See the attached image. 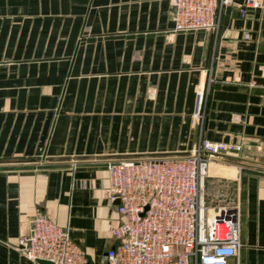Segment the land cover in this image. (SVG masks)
<instances>
[{"label":"crops","instance_id":"0c3cea01","mask_svg":"<svg viewBox=\"0 0 264 264\" xmlns=\"http://www.w3.org/2000/svg\"><path fill=\"white\" fill-rule=\"evenodd\" d=\"M245 3L215 37L174 32L171 0H0V264H31L18 245L36 214L99 264L121 220L106 163L186 154L209 77L202 134L230 149L206 205H241L228 264H264V2Z\"/></svg>","mask_w":264,"mask_h":264},{"label":"built area","instance_id":"2783aa9c","mask_svg":"<svg viewBox=\"0 0 264 264\" xmlns=\"http://www.w3.org/2000/svg\"><path fill=\"white\" fill-rule=\"evenodd\" d=\"M174 32L210 31L217 37L220 16L231 0H171ZM264 0H246L262 7ZM245 9L240 16H245ZM196 91L193 120L197 139L176 157L108 161L104 197L115 205L120 224L111 230L117 244L99 264H228L240 256L241 205H206L205 182L210 164L230 148L202 134L209 84ZM19 251L31 262L89 264L69 230L43 214L30 220Z\"/></svg>","mask_w":264,"mask_h":264},{"label":"water","instance_id":"95a60500","mask_svg":"<svg viewBox=\"0 0 264 264\" xmlns=\"http://www.w3.org/2000/svg\"><path fill=\"white\" fill-rule=\"evenodd\" d=\"M196 133H197V128H196ZM39 264H51L50 262H47V261H38Z\"/></svg>","mask_w":264,"mask_h":264}]
</instances>
